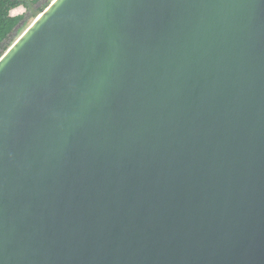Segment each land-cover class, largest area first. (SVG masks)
I'll return each instance as SVG.
<instances>
[{"label": "water", "instance_id": "water-1", "mask_svg": "<svg viewBox=\"0 0 264 264\" xmlns=\"http://www.w3.org/2000/svg\"><path fill=\"white\" fill-rule=\"evenodd\" d=\"M0 264H264V0H51L0 56Z\"/></svg>", "mask_w": 264, "mask_h": 264}, {"label": "trees", "instance_id": "trees-1", "mask_svg": "<svg viewBox=\"0 0 264 264\" xmlns=\"http://www.w3.org/2000/svg\"><path fill=\"white\" fill-rule=\"evenodd\" d=\"M51 0H0V56ZM23 6L21 14L11 10ZM30 17L31 21L27 19Z\"/></svg>", "mask_w": 264, "mask_h": 264}, {"label": "rangeland", "instance_id": "rangeland-1", "mask_svg": "<svg viewBox=\"0 0 264 264\" xmlns=\"http://www.w3.org/2000/svg\"><path fill=\"white\" fill-rule=\"evenodd\" d=\"M25 11V8L23 6H17L14 9L11 10V14H21ZM28 22L31 21L30 17L27 19Z\"/></svg>", "mask_w": 264, "mask_h": 264}]
</instances>
